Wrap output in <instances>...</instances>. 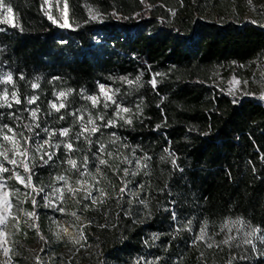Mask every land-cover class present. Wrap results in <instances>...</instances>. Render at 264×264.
Returning <instances> with one entry per match:
<instances>
[{
    "label": "trees",
    "instance_id": "trees-1",
    "mask_svg": "<svg viewBox=\"0 0 264 264\" xmlns=\"http://www.w3.org/2000/svg\"><path fill=\"white\" fill-rule=\"evenodd\" d=\"M58 1L69 27L44 0L0 24V132L33 188L2 177L46 264H264V96L223 88L264 69V0Z\"/></svg>",
    "mask_w": 264,
    "mask_h": 264
},
{
    "label": "rangeland",
    "instance_id": "rangeland-1",
    "mask_svg": "<svg viewBox=\"0 0 264 264\" xmlns=\"http://www.w3.org/2000/svg\"><path fill=\"white\" fill-rule=\"evenodd\" d=\"M45 10L47 16L52 19L56 24L62 27H69L67 18V8L65 3H60L58 0H44ZM7 7L0 8V24H13V16L11 12L7 11ZM51 11L55 12V17L51 15ZM91 17H96V13L90 10ZM67 25V26H64ZM9 73L7 70L0 66V79L3 81H9ZM264 69L258 65L256 73L253 78L241 79L239 77H232L227 85L223 88L229 93L231 98L237 99L248 93H253L256 96H264ZM263 82V83H262ZM262 83V84H261ZM114 98L115 94L112 89L107 85H101L99 93L96 97L108 99L107 96ZM61 95L58 96L55 106L60 105ZM5 95H0V103L6 101ZM36 144L41 143V140L35 139ZM27 143V142H26ZM24 145L15 133L13 132H0V264H46V255L41 253L38 244L37 237L33 235L34 230V217L31 210H25L22 207L24 198L21 200L15 193L12 197V191L4 182L6 179L3 174L8 177L15 178L24 188L30 190L32 187L30 178L20 173L22 165L25 163L24 159ZM21 192V191H20ZM24 193V191H22ZM30 191L27 192L29 197ZM32 198V197H31ZM21 201V204L19 202ZM33 200H36L33 198ZM45 206L52 203V201L45 199ZM17 211L19 214L13 215L11 212ZM11 217H14V221H10ZM22 222L26 228L24 234L27 238V246L25 248V255L20 254V250L16 245L12 244L8 238V232L17 230V224ZM64 232L71 235V231L65 227Z\"/></svg>",
    "mask_w": 264,
    "mask_h": 264
},
{
    "label": "snow or ice",
    "instance_id": "snow-or-ice-1",
    "mask_svg": "<svg viewBox=\"0 0 264 264\" xmlns=\"http://www.w3.org/2000/svg\"><path fill=\"white\" fill-rule=\"evenodd\" d=\"M2 7H4L3 0H0V8H2ZM7 11L8 12H11V8H8ZM93 18H95V17H93ZM64 26H67V25H64ZM8 79H11V77L9 76ZM33 87H36V85H33ZM61 95H63V93H61ZM106 96H107V94H106ZM107 98L108 99H111L110 96H107ZM92 99H93V102L95 103V98H92ZM31 102L32 101H29V103H31ZM53 107H56V106L53 105ZM61 107H63V105H61ZM124 111H127V110L125 109ZM85 131H87V129H85ZM91 131L95 132V131H97V129L95 127H93L91 129ZM65 133H66V130H65ZM68 147H69V149H71V145H68ZM70 163H72L73 165H75V162L74 161H70ZM101 163H103V161H101ZM60 179H63V178L61 177ZM122 191H123V189H122ZM202 232H203V230H202ZM200 238H202V236ZM224 243H227V241H224Z\"/></svg>",
    "mask_w": 264,
    "mask_h": 264
}]
</instances>
